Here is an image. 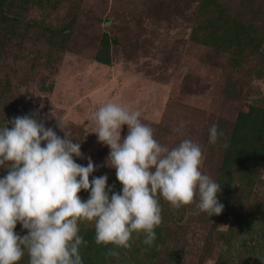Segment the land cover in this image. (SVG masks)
<instances>
[{
	"label": "rangeland",
	"instance_id": "374dc122",
	"mask_svg": "<svg viewBox=\"0 0 264 264\" xmlns=\"http://www.w3.org/2000/svg\"><path fill=\"white\" fill-rule=\"evenodd\" d=\"M14 2L20 5L19 20L0 23L1 128L36 113L63 137L57 127L62 120L63 131L81 143L83 158L74 157L75 162L87 166L90 157L97 166L90 182L106 174L108 187L122 194L116 170L105 166L110 149L92 134L99 107L119 104L139 111L154 138L170 149L183 139L198 143L200 170L221 185L217 198L224 210L210 218L193 214L198 200L174 210L158 197L162 223L154 229L155 252L133 234L129 264H264V163H247L250 187L239 177L242 164L230 166L241 169L236 174L231 168L229 179L221 176L224 145L231 144L239 115L253 105L264 107V45H226L225 25L235 20L262 31L264 0ZM101 56L111 64L99 62ZM213 125L224 133L214 145ZM126 135L123 126L122 139ZM6 174L0 168V178ZM79 196L86 201L89 192ZM78 226L83 238L94 228L87 222ZM232 227L234 235L227 237ZM14 231L27 234L19 223Z\"/></svg>",
	"mask_w": 264,
	"mask_h": 264
},
{
	"label": "clouds",
	"instance_id": "9594fccd",
	"mask_svg": "<svg viewBox=\"0 0 264 264\" xmlns=\"http://www.w3.org/2000/svg\"><path fill=\"white\" fill-rule=\"evenodd\" d=\"M140 115L109 102L93 117L92 134L110 149L105 166L116 170L122 194L108 187L106 174L90 182L97 166L90 157L87 166L75 162L74 157L83 158L81 143L63 131L62 120L57 119V127L63 137L36 113L6 121L0 128V168L7 172L0 178V264H19L25 255L29 264H83L79 249L87 242L78 225L85 222L94 225L98 246L130 249L135 234L151 248L154 229L162 223L158 197L174 210L198 200L195 215L223 212L217 198L221 185L200 170L201 146L190 139L171 149L160 144ZM123 126L127 135L122 139ZM209 133L213 145L224 136L217 125ZM81 191L89 192L86 201ZM18 223L26 235L15 233Z\"/></svg>",
	"mask_w": 264,
	"mask_h": 264
},
{
	"label": "trees",
	"instance_id": "16d2710c",
	"mask_svg": "<svg viewBox=\"0 0 264 264\" xmlns=\"http://www.w3.org/2000/svg\"><path fill=\"white\" fill-rule=\"evenodd\" d=\"M9 1L10 0H0V23L2 22L5 24L19 20L16 11L20 8V5H17L14 0L9 4ZM201 27H203V25ZM225 27L227 28V39L225 38L223 41L226 45H234L237 49L241 48V44L244 41H248L253 49H260L264 45V29L261 31V26L259 25L245 27L238 25L235 20H227ZM64 30L67 29L65 28ZM108 45L109 43L105 42L104 46L106 48ZM98 58L99 57H97V59ZM98 61L106 65L111 64L110 59L103 58L102 56ZM7 83L9 82L7 81ZM3 111L0 103V117H3ZM237 124L238 125L235 127L236 129L234 131V137L232 135L231 138V144L228 146L227 153L223 156L221 176L229 179L231 177V173H229L231 168L236 174L239 173L237 172L238 170L243 168V175L240 173L239 177L243 182L247 180L248 182H246V185L247 187H250L252 185L251 174L253 175V172L247 163L253 162L257 165L264 163V107L251 106L248 112L239 115V122H237ZM233 163L237 165L242 164L244 167H230ZM245 165H247V167ZM261 178L262 175H260V183L264 181ZM239 184L240 183L235 184L237 187L235 190L240 188ZM246 192L247 191L244 190V193ZM84 233L85 237L83 239L87 242V246L82 245L79 249L83 264H129L130 259L127 256L128 249L116 247L114 245L98 246L95 243L94 228L89 229ZM16 234L21 236L24 235L23 233ZM233 235L234 228L232 227L227 237H232ZM156 246L157 243L153 244V252H155ZM110 250L117 251L119 256L113 257L106 255ZM129 255L132 256V253H129ZM19 264L23 263L19 262Z\"/></svg>",
	"mask_w": 264,
	"mask_h": 264
}]
</instances>
